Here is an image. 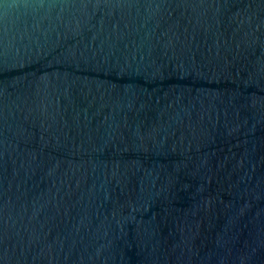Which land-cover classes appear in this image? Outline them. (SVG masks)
Wrapping results in <instances>:
<instances>
[{
	"label": "water",
	"instance_id": "95a60500",
	"mask_svg": "<svg viewBox=\"0 0 264 264\" xmlns=\"http://www.w3.org/2000/svg\"><path fill=\"white\" fill-rule=\"evenodd\" d=\"M0 264H264V0H0Z\"/></svg>",
	"mask_w": 264,
	"mask_h": 264
}]
</instances>
